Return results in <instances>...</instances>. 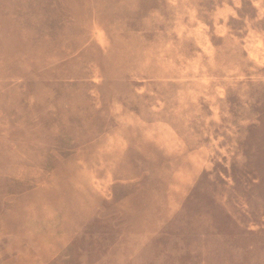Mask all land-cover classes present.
Instances as JSON below:
<instances>
[{
    "label": "rangeland",
    "instance_id": "374dc122",
    "mask_svg": "<svg viewBox=\"0 0 264 264\" xmlns=\"http://www.w3.org/2000/svg\"><path fill=\"white\" fill-rule=\"evenodd\" d=\"M0 264H264V0H0Z\"/></svg>",
    "mask_w": 264,
    "mask_h": 264
}]
</instances>
